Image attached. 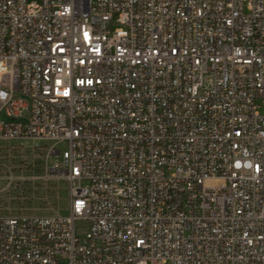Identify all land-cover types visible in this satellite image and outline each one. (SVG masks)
I'll use <instances>...</instances> for the list:
<instances>
[{
	"label": "built area",
	"instance_id": "obj_1",
	"mask_svg": "<svg viewBox=\"0 0 264 264\" xmlns=\"http://www.w3.org/2000/svg\"><path fill=\"white\" fill-rule=\"evenodd\" d=\"M263 106L264 0H0V264H264Z\"/></svg>",
	"mask_w": 264,
	"mask_h": 264
},
{
	"label": "rangeland",
	"instance_id": "obj_2",
	"mask_svg": "<svg viewBox=\"0 0 264 264\" xmlns=\"http://www.w3.org/2000/svg\"><path fill=\"white\" fill-rule=\"evenodd\" d=\"M261 111L264 112V106L261 107ZM47 144L46 142H38V145L42 146ZM51 144V142H48ZM61 150L65 149V144H60ZM30 155V153H27ZM31 157V156H30ZM39 158V157H38ZM32 159V158H31ZM31 164V161L28 162ZM25 174L40 176L43 175L44 168H41V162L37 159L35 168H23ZM30 193L33 197L32 206L37 208L41 207L42 211H46L48 207L62 208V214H68V206L66 198L67 183L63 180L52 178L45 181L43 178H36L34 181L29 182Z\"/></svg>",
	"mask_w": 264,
	"mask_h": 264
},
{
	"label": "bare ground",
	"instance_id": "obj_3",
	"mask_svg": "<svg viewBox=\"0 0 264 264\" xmlns=\"http://www.w3.org/2000/svg\"><path fill=\"white\" fill-rule=\"evenodd\" d=\"M23 98V91H16L12 94V101H21Z\"/></svg>",
	"mask_w": 264,
	"mask_h": 264
}]
</instances>
